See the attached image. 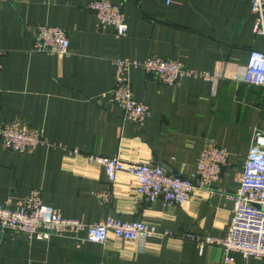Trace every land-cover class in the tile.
I'll return each mask as SVG.
<instances>
[{"label":"crops","instance_id":"crops-1","mask_svg":"<svg viewBox=\"0 0 264 264\" xmlns=\"http://www.w3.org/2000/svg\"><path fill=\"white\" fill-rule=\"evenodd\" d=\"M95 0H0V124L21 121L51 147L18 154L0 144V204L16 208L32 189L61 218L86 225L111 216L155 227L158 236L102 244L71 238L26 242L0 231V264H225L221 247L200 251L188 238L223 240L231 217L227 198L238 187L254 130L264 131V89L242 82L253 34L249 0H106L120 5L123 38L100 27L88 5ZM37 25L64 29L68 55L32 51ZM158 56L211 79L189 77L160 85L140 69L129 74L133 96L149 116L141 126L122 125L111 103L115 59ZM214 144L227 152L221 178L195 188L180 206L147 204L135 179L118 173L110 184L90 157L126 164H160L190 177L200 151ZM76 151V153H73ZM230 264H262L229 253Z\"/></svg>","mask_w":264,"mask_h":264},{"label":"built area","instance_id":"built-area-1","mask_svg":"<svg viewBox=\"0 0 264 264\" xmlns=\"http://www.w3.org/2000/svg\"><path fill=\"white\" fill-rule=\"evenodd\" d=\"M172 1L166 0V5ZM254 15L253 34L263 41V50H251L244 66L242 82L264 89V0H249ZM100 27L111 26L116 37L123 38L127 24L120 5L106 0H95L88 5ZM32 51L46 55H68L69 40L64 29L37 25L32 32ZM114 85L109 91L111 103L122 111V125L141 126L149 116L146 105L135 100L129 79L132 69H140L152 75L160 85L174 86L189 77L211 79L207 72H194L181 63L158 56L143 60L115 59ZM0 144L14 153H33L40 146L49 145L42 134L29 129L21 121L0 124ZM76 153V151H73ZM107 181L113 184L118 173H126L135 179V193L147 204L160 201L164 206H180L191 198L195 188H209L220 180L227 164L225 149L212 143L199 153L195 171L190 177L168 172L160 164H126L117 157L93 156ZM232 203L227 234L223 240L211 237L188 238L197 242L201 251L207 245L221 247L224 263H232L229 253L239 252L243 258L256 257L264 264V131L254 130L251 145L242 164L236 191L228 195ZM0 231H8L31 241H48L50 237L71 238L89 243L104 244L109 235L123 241H137L158 236L155 227L140 221H121L107 216L104 220L86 225L75 219L61 218L57 210L43 204L40 192L32 189L13 208L11 200L0 204Z\"/></svg>","mask_w":264,"mask_h":264}]
</instances>
